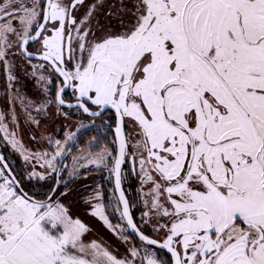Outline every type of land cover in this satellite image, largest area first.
I'll return each mask as SVG.
<instances>
[{
    "label": "snow or ice",
    "instance_id": "obj_1",
    "mask_svg": "<svg viewBox=\"0 0 264 264\" xmlns=\"http://www.w3.org/2000/svg\"><path fill=\"white\" fill-rule=\"evenodd\" d=\"M84 3L0 0V60L7 63L15 36L29 64L39 61L34 75L50 70L60 78V106L114 115L118 154L105 145L80 159L107 166L112 158L116 211L126 223L113 227L101 204L93 214L125 241L131 229L166 250L169 264H264V0H133L119 30H94L102 0L78 17ZM65 89L75 103L66 102ZM4 119L3 139L25 161H44L45 171L28 178L56 173L61 141L51 157L28 153ZM98 146L94 137L89 149ZM129 156L150 184L143 215L157 238L134 221L121 188ZM55 194L34 198L0 155V264H136V247L120 259L85 243V226ZM141 264L163 262L145 248Z\"/></svg>",
    "mask_w": 264,
    "mask_h": 264
},
{
    "label": "flooded vegetation",
    "instance_id": "obj_2",
    "mask_svg": "<svg viewBox=\"0 0 264 264\" xmlns=\"http://www.w3.org/2000/svg\"><path fill=\"white\" fill-rule=\"evenodd\" d=\"M97 2L98 0H85L84 5L79 8V11L76 13V15L78 17H82L87 12L88 7ZM132 2L133 0H102V3L98 5V8L94 13V18L92 20L93 29L95 30L102 27L119 30V20L122 18L125 20L129 19L128 15H126L125 10L131 8ZM9 41L10 43H12V47L9 48L7 52V63H5L4 60H0L2 61L0 62V70L3 73V104H9L10 97H13L14 100L17 101L18 105L22 107L21 109L27 107L29 109V106L35 107L34 109L31 108L32 110L29 109V112L32 116H39L42 119L50 117L52 113L51 115L47 113L45 114V116L42 113L37 112V109L39 107H58L66 114H68V116L71 115L74 120H76L75 114H79V119L85 123L79 128L77 132L72 135L70 141L65 146L64 153L68 151L69 147L72 145L71 150L69 151V154L66 158L67 165L63 170V173L59 177V185L57 190L55 191V193L57 194V191H59L60 188H63L64 192H69L76 186L78 180L96 176V180L88 188H86L84 192H81L79 196L74 198V200H79L89 192L92 186H104L106 184L104 177H106V173L108 170L103 167H95L94 165L84 166L82 160L77 161L75 166H72L69 162V156L77 154L81 156L82 153L86 155L88 151H91L93 153L99 152L105 145H107L110 150H113L115 156L114 136L110 129V127L114 124V115H112L110 112H105L103 117H89L88 115H84L76 109H74L76 111H72V109H66L58 106L55 99V92L58 89L60 78H57L54 74L51 73L50 70L48 72H44L43 70H41L36 72V74L34 75L31 65H36L39 63V61L33 59L31 61V64H29V61L21 54V50L15 45L16 37L10 36ZM38 47L39 45L32 43L29 47V50L35 51ZM10 75L14 77V79L9 80ZM41 75H44L46 79H40ZM48 79L52 80L53 82L48 83ZM63 96L64 99L68 102L74 101L71 89L65 90ZM19 114L21 117V122H23V129L25 131L24 133L25 135H27V140L29 141L28 143L34 146L36 137L31 131L29 125H27V123L25 122L24 116L22 115L21 111L19 112ZM94 137L96 138L99 146L89 149V142L92 141ZM59 167L60 160L57 163L56 170ZM26 177V171L22 169L19 172V179L24 185L25 190L26 187H29L28 189L30 194H32L35 198L44 199L47 195H49L54 186L56 173H54L52 176L53 179L51 181V184L41 186L42 189L39 191H36V189L40 186H35V182L32 179H28L26 182ZM122 183L126 195L129 199L132 214L137 225L145 234L153 238H157L158 234L154 231L153 222L150 224V227H144L142 225V222L146 221V219L144 215L143 219H139L137 213L138 208L135 204H142L143 202H145V200L147 199L145 193H147L150 184L142 183V173L140 172L139 165L138 163L134 164L130 156L126 157L125 163L123 164ZM56 194L53 198H56ZM42 195L44 196L40 197ZM140 216L142 217L141 213ZM141 245L155 253L158 252V250L160 251V249L158 248H152L143 243ZM162 258L164 259V262H168V260H170L169 255L165 252L162 255Z\"/></svg>",
    "mask_w": 264,
    "mask_h": 264
},
{
    "label": "rangeland",
    "instance_id": "obj_3",
    "mask_svg": "<svg viewBox=\"0 0 264 264\" xmlns=\"http://www.w3.org/2000/svg\"><path fill=\"white\" fill-rule=\"evenodd\" d=\"M2 75H3V73H2ZM2 80H3V76H2ZM0 87H1L0 88V108H1V111L3 112V115H5L6 110H7V107H5V106H7L9 104H5V105L3 104V84L2 83H1ZM11 99L13 100V97H11ZM11 99H10V103H11ZM52 107L53 106L50 107L51 112H54L53 109H55V115L56 116L63 114L64 115L63 117L66 118L64 130H63L64 134H65V138L64 139H56V141L57 140L61 141V147L65 150V146L67 145V143L71 139L69 137H72V135L75 132H77L79 130V128L82 125H84L85 123L79 119V114H75L76 118L75 117L74 118L76 120H74L71 117V115H69L70 117L68 116V114L65 115V112L62 111L61 109H59L58 107H54V108H52ZM48 109H49V107H48ZM72 111H76V110L72 109ZM51 116L52 117L48 120L46 118L42 119L39 116L35 117V118L37 120H40V121L46 120V122H48L54 118V114ZM21 131H22V133L25 132L24 129H22V128H21ZM24 138L26 139L27 135H25ZM47 138L48 139H46V140H48L50 142L49 145H52L55 147V150H52L50 148L45 149V152H47L49 154V157H51L57 151V146L55 143L56 141H53L52 139L50 140V137H47ZM65 142H67V143H65ZM64 150L62 151L61 155L58 156L55 161H53L55 168L57 166L58 161L65 154ZM16 151L17 150H14L15 153H16ZM18 152L20 153V151H18ZM45 152L37 150L35 153H45ZM80 157L81 156L78 154L77 155H70L69 156V162L71 163L72 166H75L77 161L82 160L84 166L94 165L95 167H103V168L108 170L107 171L108 174H106L105 179H109L110 178L109 176L112 175L111 171H110L111 164H112V158H109L106 161L107 166H105L104 164H100V165L91 164L88 162L87 159H80ZM23 163H25L24 169L26 171L27 178H28L29 171H31L33 169L35 171H38V172L43 170V171H41V173H43L45 171L44 168L40 167V165L42 163H44L43 160L30 159L29 161H25L23 159ZM37 165L39 166V168H41L40 171L38 169H36L37 167H35V166H37ZM48 171H49V173H51V170H48ZM68 173H69V171H68ZM53 174L54 173L49 175L43 181H38L37 179L33 178L32 180L35 182L34 185L40 186V187H37V189L35 188L36 191L41 190L42 189L41 186H43V185L51 184V181L53 179L52 178ZM70 175H71V172H70ZM95 180H96V176L89 177L86 179H80L76 183V186L69 192H64V189L60 188L59 191H57L56 198H54V199L60 200V202L63 203L64 206L68 209L69 215L73 219L80 220L81 223L85 226L86 231L82 237V239L85 243H91L92 241H95L97 244H99L101 246V248L108 250L109 252H111L113 255L117 256V258H120V259H124L125 257H129V250L132 247H136L141 252V256L136 258V264H141V258L144 255L145 247L142 246L141 244H136L134 239L132 237L126 235V233L124 232L123 235H126L128 237V240L125 241L119 231H113L112 229H110L108 227L107 224L104 223L103 220H101L98 216L93 214L94 209H95V205L101 204L104 207V215L108 218L109 223L111 225H113V227H115V225H117V224H121V223H119V221L117 223L112 222L110 220V217H109L110 215H112L114 213H116L118 216H120V215L116 211V207L118 205L117 200L115 198L114 193L112 192L111 186H109L108 183H106V186L108 189V192H107L108 196L105 192V190H107V189H105L104 186H92V188L89 190V192L86 193L82 198H80V199L78 198L79 200H77V199L74 200L75 197L79 196L81 192H84L85 189L88 188ZM28 188L26 187V190L29 192ZM104 192L106 194V198H104ZM97 193L100 194V196L98 198L96 196ZM135 205H137V208H138L137 213H138L139 219L140 218L143 219V213L148 210L145 206V202H143L142 204L140 203V204H135ZM107 210H108L109 214L106 212ZM140 213L142 214V217L140 216ZM145 219H146V221H143L142 225L144 227H150L152 220H150L148 217H145ZM153 253L156 256V253L155 252H153Z\"/></svg>",
    "mask_w": 264,
    "mask_h": 264
},
{
    "label": "crops",
    "instance_id": "obj_4",
    "mask_svg": "<svg viewBox=\"0 0 264 264\" xmlns=\"http://www.w3.org/2000/svg\"><path fill=\"white\" fill-rule=\"evenodd\" d=\"M2 76H3L2 71L0 70V82L3 84ZM1 83H0V86H1ZM5 107H7V110H6V114L4 115L5 116L4 123L8 126V130L10 132L16 133V139L20 141L24 149H26L29 153L31 152L35 153L37 150L45 152V149L47 148H51L52 150H55L54 146L49 145L50 142L46 140L48 139L47 137H50V140L52 139L53 141H56V139L65 138V134L63 130H64L66 118L63 117L64 116L63 114L56 116L55 109H53L54 112H51L50 107L49 109L40 108V107L38 108L39 111L37 110V112H40L43 115L47 113L49 115H51V113L54 114V118L51 119V121L46 122V120H42V121L37 120L35 116L31 115V113L29 112V109L31 108L34 109L35 107L29 106V109L28 107L21 109L22 107L18 105L17 101H15L14 98L13 100L11 99V103L9 102V105ZM20 111L22 115L24 116L25 122L27 123V125H29V127L31 128V131L34 133L36 137V142L34 143V146L28 143L27 138L26 139L24 138L25 135H23L21 131V128L23 129V122H21V117L19 114ZM0 114H3V112L1 111V108H0ZM51 117L52 116L46 117V119L48 120ZM3 136H4V133L0 132V148H1L3 155L8 160L10 165L14 167L18 172H20L22 169L25 170L24 169L25 163H23L24 158L22 157L23 155L21 154V152L19 153L18 151H16L15 153L14 152L15 149H13L11 144H9L5 139H3ZM35 167H37L36 169H38L39 171L41 170V168H39L38 165ZM25 179L27 182L28 178L26 177Z\"/></svg>",
    "mask_w": 264,
    "mask_h": 264
},
{
    "label": "water",
    "instance_id": "obj_5",
    "mask_svg": "<svg viewBox=\"0 0 264 264\" xmlns=\"http://www.w3.org/2000/svg\"><path fill=\"white\" fill-rule=\"evenodd\" d=\"M58 90V89H57ZM57 90H56V92H57ZM65 90H67V89H65ZM56 92H55V99H56ZM66 102H68V101H66ZM56 103H57V105L58 106H60L59 104H58V102L56 101ZM68 103H75V101H73V102H68ZM60 107H62V108H66V109H69L66 105L65 106H60ZM72 109H74V108H72ZM81 112V111H80ZM82 113V112H81ZM84 115H87V114H85V113H83ZM115 118V117H114ZM110 129H111V131H112V133H113V136H114V142H115V155H117L118 154V147H119V144H118V141H116V139H115V120H114V124L110 127ZM72 146V145H71ZM71 146L69 147V149H68V151H66L65 152V154L63 155V157L60 159V167L57 169V172H56V180H55V183H54V186H53V188H52V190H57V188H58V185H59V177H60V175L63 173V170L65 169V167H66V165H67V161H66V158H67V156H68V154H69V151L71 150ZM0 155H3V153H2V151H1V148H0ZM4 156V155H3ZM5 157V156H4ZM6 162L9 164V162H8V160L6 159ZM10 165V164H9ZM11 166V165H10ZM11 169H12V167H11ZM13 170V169H12ZM122 171H123V164H122ZM112 180H113V188H114V177H113V175H112ZM121 188H122V190L124 191V193H125V196H126V198L128 199V197H127V195H126V192H125V190H124V187H123V183H122V176H121ZM52 190H51V192L49 193V195H51L52 194ZM114 191H115V188H114ZM115 195H116V199H117V202H118V197H119V192H116L115 191ZM35 198V197H34ZM128 201H129V199H128ZM121 207V210H122V205L120 206ZM129 211H130V214L133 216V214H132V209H131V205H130V202H129ZM134 218V217H133ZM134 221H135V219H134ZM136 222V221H135ZM126 222L124 221V224H125ZM128 231L139 241V242H141V243H143L144 244V242H142V241H140L139 240V238H138V236H136V234L131 230V229H128ZM147 235V234H146ZM150 238H153V237H151L150 236ZM146 245V244H145ZM160 250H162V249H160ZM162 251H164L165 253H167L166 252V250H162ZM168 254V253H167ZM169 255V257H170V254H168Z\"/></svg>",
    "mask_w": 264,
    "mask_h": 264
},
{
    "label": "trees",
    "instance_id": "obj_6",
    "mask_svg": "<svg viewBox=\"0 0 264 264\" xmlns=\"http://www.w3.org/2000/svg\"><path fill=\"white\" fill-rule=\"evenodd\" d=\"M10 164V163H9ZM12 167V166H11ZM12 169H13V172L16 174V176L19 178V172L14 168V167H12ZM106 174H108V173H106ZM105 176V175H104ZM110 177V178H109ZM108 178L109 179H105V182L106 183H108V185L109 186H111V189H112V192L114 193V189H113V185H112V178H111V175L109 176ZM104 178H106V177H104ZM109 181V182H108ZM104 187H105V189H107V186H106V184L104 185ZM105 192H106V194H107V196H108V189L107 190H105ZM105 192H104V198H106V194H105ZM115 195V194H114ZM44 195H42V196H40V197H43ZM106 201V200H105ZM117 204H118V202H117ZM110 210V209H109ZM107 213H108V210L106 211ZM112 213V212H111ZM109 214V213H108ZM110 217V220L112 221V222H114V223H117L118 221H119V223H121V224H124V221H122L121 220V218H120V216H118L116 213H114V214H112V215H110L109 216ZM126 233V235H128V236H130V237H132L133 239H134V241L136 242V244H142L141 242H139L128 230L125 232ZM164 254V252L163 251H159L158 250V252H156V257L158 258V259H160L162 262H163V264H169V261L170 260H168V262H164L163 260V258H162V255Z\"/></svg>",
    "mask_w": 264,
    "mask_h": 264
}]
</instances>
